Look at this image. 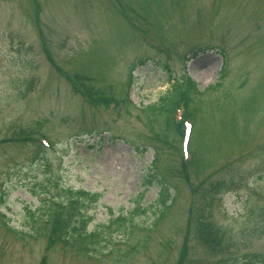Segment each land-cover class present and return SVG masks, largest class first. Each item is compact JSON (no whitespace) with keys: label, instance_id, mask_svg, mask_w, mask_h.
Masks as SVG:
<instances>
[{"label":"rangeland","instance_id":"rangeland-1","mask_svg":"<svg viewBox=\"0 0 264 264\" xmlns=\"http://www.w3.org/2000/svg\"><path fill=\"white\" fill-rule=\"evenodd\" d=\"M203 57L213 74L198 76ZM185 75L202 92L185 103L186 171L178 131L163 138L142 110ZM154 158L171 208L130 225ZM76 190L99 196L86 214L98 254L44 235L47 210ZM0 264H264V0H0Z\"/></svg>","mask_w":264,"mask_h":264},{"label":"trees","instance_id":"trees-1","mask_svg":"<svg viewBox=\"0 0 264 264\" xmlns=\"http://www.w3.org/2000/svg\"><path fill=\"white\" fill-rule=\"evenodd\" d=\"M225 74V66L222 68L219 76V81H222V77ZM190 81L176 82L171 88L159 97L156 103L151 104L145 108V111L150 117H155V122L160 126L161 136L167 138L170 133H173L174 125L171 120V112L174 105L182 98H186L191 90L189 88ZM220 83V82H219ZM218 83V84H219ZM215 86H212L213 90ZM145 151V148H144ZM156 158L153 159L151 170L147 172L142 180V187L144 189L138 194L137 198L133 200L134 208L130 211V219L128 224H132L133 218L138 215H145L148 212L154 215L156 221H160L167 214L171 208L173 202V194L171 188L161 178L156 170ZM153 184L159 187L157 198L151 205V207L141 208L140 202L143 199L147 189ZM225 182L220 183L218 186L224 185ZM173 193L175 192L172 190ZM68 198L66 200H59L52 203V209H48L47 219L45 220L46 229L44 235L53 237V242H61L69 244L72 240H78L84 243L87 250H91L95 254L99 252L93 247L102 243L103 240L99 239V235L96 232H87V226L91 222V218L87 217L88 210L96 204L99 199L98 195L91 194L86 191H67ZM79 208V210H77ZM127 218H116L112 222L122 221L126 222ZM133 227V226H131ZM138 227V226H137ZM47 233V234H46ZM146 247V243H142L139 246H131L128 254L117 255L118 258H128V255L136 254L139 250ZM132 257V256H130Z\"/></svg>","mask_w":264,"mask_h":264},{"label":"bare ground","instance_id":"bare-ground-1","mask_svg":"<svg viewBox=\"0 0 264 264\" xmlns=\"http://www.w3.org/2000/svg\"><path fill=\"white\" fill-rule=\"evenodd\" d=\"M210 62H212L211 59H208V58H205V57L201 58V60L196 64V67H198V70L200 71L198 73V76L199 75L207 76L209 74H213L214 73L213 69H211L210 67H208L206 65L207 63H210ZM196 67L191 68V69L195 70Z\"/></svg>","mask_w":264,"mask_h":264}]
</instances>
